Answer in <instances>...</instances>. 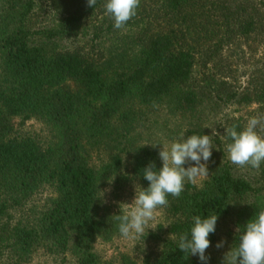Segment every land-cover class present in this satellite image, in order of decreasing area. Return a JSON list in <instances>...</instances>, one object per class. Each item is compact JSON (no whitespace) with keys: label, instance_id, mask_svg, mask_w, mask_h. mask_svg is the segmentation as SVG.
<instances>
[{"label":"trees","instance_id":"trees-1","mask_svg":"<svg viewBox=\"0 0 264 264\" xmlns=\"http://www.w3.org/2000/svg\"><path fill=\"white\" fill-rule=\"evenodd\" d=\"M44 1L62 18L56 30H29L32 0H0V254L7 249L14 262L41 247L51 255L69 252L74 264H96L92 244L120 233L115 215L122 212L100 207L98 193L109 179L119 189L121 180L114 177L120 175L122 154L129 159V178L141 188L149 184L143 169L150 162L162 167L149 147H121L133 128L135 106L167 103L170 112L193 116L203 102L213 110L253 104L264 117V54L253 61L242 85L236 68L245 54L258 48L264 53V0H140L136 15L122 27L136 28V34L96 58L84 49L46 46L90 24L93 51L96 41L117 30L106 14L107 0H96L93 7L87 0ZM14 118L48 125L51 143L42 147L30 137L14 136ZM233 125L238 132L244 128L241 117L232 118L222 136L212 138L215 148L202 183L186 181L178 198L167 196L169 204L162 208L167 226L147 236L159 241L160 249L145 255L142 264H197L194 255L186 258L178 249L181 235L190 238L195 216L217 215L210 244L218 221L230 218L229 247H237L247 222L264 210V186L234 174L225 131ZM187 133L204 135V130ZM91 151L109 154L95 168ZM46 186L54 197L32 224L5 225L10 209Z\"/></svg>","mask_w":264,"mask_h":264},{"label":"rangeland","instance_id":"rangeland-1","mask_svg":"<svg viewBox=\"0 0 264 264\" xmlns=\"http://www.w3.org/2000/svg\"><path fill=\"white\" fill-rule=\"evenodd\" d=\"M61 20L62 18L54 13L44 0H32V8L27 20L29 30L33 32L37 30H56ZM89 26L90 24L78 26L74 34L59 35V37L54 38L47 44L46 49L49 50L54 47L58 50L79 48L88 51L94 58L99 54L107 56V53L115 46H118L119 42L125 38H131L137 31L136 28L117 29L114 34L96 41V46L91 51L89 48L90 43L88 42L91 37V28ZM36 37L40 36L37 35ZM261 54L264 53L258 48L249 57L248 54H245L243 58L238 60L236 63L237 73L239 74L237 84H243L248 71L254 65L253 61L257 60ZM168 107L167 103H160L154 107L135 106L133 128L125 134L121 147L135 148L144 145L153 149L159 157V151L162 146H169L181 134L184 137L190 136L187 133L190 129H203L204 135H211L212 138L215 136L221 137L228 120L241 117L245 127L250 117H262L263 115L257 109V106L253 104L248 106L228 105L218 110L217 108L213 110L210 104L203 102L201 107L197 109V114L193 116L172 113ZM12 123L14 136L30 137L36 140L42 147L51 143L54 136L53 131L50 130L48 125L36 119L22 121L20 118H14ZM257 131L261 134L262 128L258 127ZM108 154L109 152L93 153L91 151L89 153L90 165L97 168L106 160ZM122 158L120 175L117 174L114 177L116 180H121L119 189H114L115 183H113V179H109L100 187L98 193L100 207L104 206L111 210H119L120 212H123L124 204L132 203L135 197V189L136 191L140 190L138 183L128 176L129 159L127 154L123 153ZM160 162L162 163L161 159ZM190 163L194 164V162ZM183 166L187 168L189 165L185 164ZM234 174L264 186V162L261 163L259 169H253L250 165L244 167L235 165ZM124 176L129 178L127 183L122 181V178H125ZM204 178L198 177L196 182L192 184L199 186ZM53 197L52 188L47 186L42 187L21 206L8 211L9 217L6 218L5 225L11 227L18 222L21 224H32L39 212L44 209L47 200ZM168 220L169 218L162 208H159L155 218L149 222L151 228L147 230L145 236L136 239H126L119 233L107 241L96 240L92 244V252L96 258V264H142V259L145 255L158 253L161 246L159 241L148 239V233L156 232L157 226H161L162 230H164ZM231 231L232 223L230 218L218 221L216 239L205 252V255L209 257L207 264H224V255L230 250L228 235ZM221 240L224 241V244L221 248L217 249L216 244ZM7 252V249L1 250L0 264H14L15 262L18 264H74V258L69 252L51 255L44 252L41 247H38L32 250L28 257H25L26 259L23 258L14 262L10 259ZM195 259L197 260V264H204V262L199 260L198 256H195Z\"/></svg>","mask_w":264,"mask_h":264},{"label":"clouds","instance_id":"clouds-1","mask_svg":"<svg viewBox=\"0 0 264 264\" xmlns=\"http://www.w3.org/2000/svg\"><path fill=\"white\" fill-rule=\"evenodd\" d=\"M139 3L140 0H107L106 14L114 19V27L120 29L136 15ZM87 4L93 7L96 0H87ZM258 127L264 129V117H250L246 126L239 132L235 125L225 130L227 138L231 140L226 148L233 164L240 167L250 165L253 169H259L264 162V136L257 131ZM214 148L211 135L184 137L181 134L169 146H162L159 151L162 167L157 170L155 164L150 162L143 169V177L149 182L148 187H140L139 191L135 189L132 203L124 204L122 214L115 215V219L119 221L121 236L126 239L145 236L151 228L149 222L155 218L157 210L168 206L169 194L178 198L186 181L195 183L198 177L208 175L207 161L211 158ZM185 164L189 166L185 168ZM193 221L190 238L187 233L181 235L178 249L187 254L186 258L189 255L198 256L200 261L207 264L209 257L205 252L210 247L208 237L210 233L215 232L217 215L203 219L195 216ZM223 244L224 241L221 240L216 244V248H221ZM224 264H264V210L260 211L254 220L247 222L238 246L231 247L225 253Z\"/></svg>","mask_w":264,"mask_h":264}]
</instances>
